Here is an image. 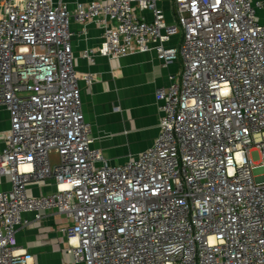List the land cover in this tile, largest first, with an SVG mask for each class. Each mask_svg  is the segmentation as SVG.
<instances>
[{"label":"built area","instance_id":"2783aa9c","mask_svg":"<svg viewBox=\"0 0 264 264\" xmlns=\"http://www.w3.org/2000/svg\"><path fill=\"white\" fill-rule=\"evenodd\" d=\"M160 1L77 8L78 22L102 26L104 57L154 52L163 66L182 61L156 92L162 115L153 148L112 166L92 148L68 7L5 0L0 104L10 129L0 178L11 189L0 192V264H28L18 250L23 214L39 221L49 210L74 221L61 232L75 264H264V3L171 0L170 22ZM84 58L93 62L94 53ZM47 180L55 192L28 194Z\"/></svg>","mask_w":264,"mask_h":264},{"label":"crops","instance_id":"0c3cea01","mask_svg":"<svg viewBox=\"0 0 264 264\" xmlns=\"http://www.w3.org/2000/svg\"><path fill=\"white\" fill-rule=\"evenodd\" d=\"M25 1L19 0L20 4ZM91 1L107 0H52L54 4L62 2L72 14L71 44L75 70L80 78L84 118L92 129V148L110 165H124L153 148L160 134L162 115L156 92L169 86L170 77L180 73L182 61L163 66L154 52L136 53L118 60L104 57L102 26L96 22L81 24L75 18L78 6ZM5 6V0H0V14L5 13ZM159 7L171 22L175 16L172 1L161 0ZM263 11L264 8L258 14ZM137 13L147 21L153 19L148 11ZM88 52L94 53L93 62L84 58ZM87 74L94 76L92 84L84 81ZM9 129L10 114L0 104V152ZM10 189V181L0 178V192ZM55 191L54 180H47L30 184L28 194L40 197ZM23 219L29 223L17 233L18 250L31 257L28 264H75L73 255L68 253V238L61 232L62 228L74 224L72 219L56 210L45 212L39 221L28 213L23 214Z\"/></svg>","mask_w":264,"mask_h":264},{"label":"rangeland","instance_id":"374dc122","mask_svg":"<svg viewBox=\"0 0 264 264\" xmlns=\"http://www.w3.org/2000/svg\"><path fill=\"white\" fill-rule=\"evenodd\" d=\"M259 21L264 23V11L258 14ZM250 158L254 163H258L261 161V153L259 149L253 150L250 154Z\"/></svg>","mask_w":264,"mask_h":264}]
</instances>
